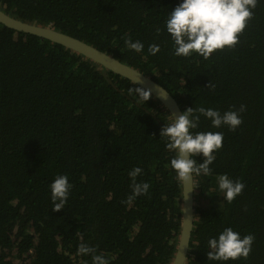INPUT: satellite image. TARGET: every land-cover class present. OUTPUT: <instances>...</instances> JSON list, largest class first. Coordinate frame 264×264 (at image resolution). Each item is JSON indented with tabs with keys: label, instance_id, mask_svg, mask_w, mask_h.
<instances>
[{
	"label": "trees",
	"instance_id": "16d2710c",
	"mask_svg": "<svg viewBox=\"0 0 264 264\" xmlns=\"http://www.w3.org/2000/svg\"><path fill=\"white\" fill-rule=\"evenodd\" d=\"M179 0H0L21 20L50 25L152 76L188 107L245 110L230 131L200 117L194 131L223 132L209 176H194L195 223L186 264L207 259V240L224 227L253 234L249 257L224 264H264V0H258L237 43L174 56L165 20ZM159 29V33H157ZM130 37L144 44L128 49ZM150 44L160 50L151 55ZM141 86L45 38L0 22V264H92L86 243L109 264H171L182 221V182L159 136L170 113ZM144 90V89H143ZM202 162V155L193 157ZM148 194L128 201V172ZM239 179L232 203L216 176ZM65 174L73 185L53 211L49 184Z\"/></svg>",
	"mask_w": 264,
	"mask_h": 264
},
{
	"label": "clouds",
	"instance_id": "9594fccd",
	"mask_svg": "<svg viewBox=\"0 0 264 264\" xmlns=\"http://www.w3.org/2000/svg\"><path fill=\"white\" fill-rule=\"evenodd\" d=\"M258 0H179V3L168 12L165 29L173 46L174 56L189 57L194 53L207 58L215 50L233 47L238 41V35L244 30L251 19ZM157 29V33H159ZM128 49L141 53L144 44L130 37L124 39ZM160 50L159 44H150L148 53L155 55ZM129 94H135L140 102H146L150 93L140 87L129 89ZM245 106L239 109L226 110L188 107L179 114L173 113L168 123H164L159 136L166 140L165 147L174 155L170 159V167L175 171L179 181L191 185L194 176H209V167L215 159V151L222 147L223 132L194 131L199 126L200 117L209 120L212 128L226 126L234 131L241 123ZM202 155V162H197L194 156ZM141 167H133L129 172L131 193L130 202L137 196L148 194L150 184L137 182L142 174ZM218 191L223 193L224 200L229 204L241 194L245 185L239 179H232L226 173L216 176ZM73 185L65 174H57L49 184L50 201L53 211L61 210L70 196ZM193 190L191 187L189 191ZM186 192L184 193V196ZM255 240L253 234L241 236L231 227H224L216 236L207 240V259L227 262L247 259L252 251ZM78 254L90 255L92 264H109V259L103 254H97L96 249L86 243L77 248Z\"/></svg>",
	"mask_w": 264,
	"mask_h": 264
},
{
	"label": "water",
	"instance_id": "95a60500",
	"mask_svg": "<svg viewBox=\"0 0 264 264\" xmlns=\"http://www.w3.org/2000/svg\"><path fill=\"white\" fill-rule=\"evenodd\" d=\"M0 22L5 26L14 29L18 32L32 34L41 38H45L54 43L61 44L83 56L98 63L102 67L119 74L135 84L147 90L153 97L158 99L161 104L167 109L168 113L179 114L182 108L178 100L173 94L162 84L157 82L150 75L136 69L135 67L122 62L113 55L97 48L96 46L87 43L86 41L55 29L47 25H39L24 21L8 14L0 7ZM193 190L189 191V188ZM186 195L184 196V193ZM195 223V183L194 177L191 185L182 182V221L181 230L178 238L177 250L171 264H186L187 257L190 250V242L194 230Z\"/></svg>",
	"mask_w": 264,
	"mask_h": 264
}]
</instances>
